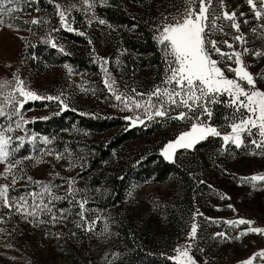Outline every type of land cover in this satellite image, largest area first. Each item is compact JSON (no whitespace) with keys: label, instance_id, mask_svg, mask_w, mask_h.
I'll return each instance as SVG.
<instances>
[{"label":"rangeland","instance_id":"1","mask_svg":"<svg viewBox=\"0 0 264 264\" xmlns=\"http://www.w3.org/2000/svg\"><path fill=\"white\" fill-rule=\"evenodd\" d=\"M94 1L91 0L95 3ZM98 2L107 4L108 0H98ZM56 3L61 5V10H68L70 13L68 20L75 31L69 32L76 34L83 32L85 34L83 35L84 44L82 45L60 32L61 29H66L61 24L56 8L51 11V14L56 18L57 25H44L42 27L41 23L36 24L39 26L37 34H33L34 32L32 33L29 29L15 26V23L12 24L9 17L5 15L4 24L0 26V81L12 80L15 75H19L25 81L26 86L40 96H60L61 100L68 105L65 110H74L76 113L86 115L119 116L126 121L127 126L146 125L151 121L163 119V121L171 123V126L163 133L164 137L152 135L139 140H159L176 132V135L164 144L161 152L168 143L174 142L181 133L190 130L192 123L196 122L194 119L171 118L177 116L181 111L187 112L186 108L173 107L167 116L154 117L152 120H148L147 114L142 108L137 109L133 105L132 110H128L124 108L123 104L115 100L114 95L104 83L106 79L105 68L111 79L115 80L114 87L120 93L134 97L136 100H146L147 96L143 98L135 96L132 89L147 94L156 86L164 87L163 81L166 71L160 80H154L152 76L148 80H140L144 70H138L133 64L129 68L125 67L119 49L117 47L116 49L110 48L109 45L116 42L115 34L109 29L102 32L94 26L96 16L93 8L89 9L83 0H54V4ZM184 3L185 0L182 1L181 7L172 12V16H178L183 11ZM225 4L228 11L237 13L240 32L237 33L232 29L230 22L221 20L218 23L224 26V33L227 35L216 32L213 38L219 41L228 40L237 51H242L244 47L252 51H264V27H261L264 21L254 18L246 0H225ZM216 10L217 12L220 11L218 0ZM241 13L244 15H240ZM21 15H23L21 17H25V14ZM42 16H48V11H34L30 18L31 20L33 18L40 19ZM245 20L248 23H244ZM9 23L13 26L9 27ZM254 28L256 29L255 32L252 31ZM240 34H243L247 40L246 45L240 44L234 39L236 35ZM37 38L51 47L54 42L56 47L52 48L55 54L68 53L70 50L81 51L93 64H97V69L93 68V72L77 73L70 64H55V61L49 62L45 59L41 61L34 54L29 56L28 47L32 44L33 39ZM220 47L225 52L232 51L223 43L220 44ZM213 58L221 60L215 54ZM243 59L250 72L254 74L264 73V56L253 59L250 52L245 54ZM229 63L232 62L221 60L220 66L229 78H235L234 73L227 71ZM232 67H236V65L232 63ZM257 87L264 90V79L257 80ZM0 92L6 94L7 90H0ZM221 97H226L228 100L226 95ZM2 100L3 95H0V101ZM41 102H44V105H41ZM29 103H31V108L26 106ZM65 110H62L60 103L55 100L28 101L24 105V109L21 110L24 121H21L22 126L18 129L25 128L29 122L47 120ZM10 111V106L5 107L6 113ZM192 115V113H188L189 117ZM136 116H140L144 123L141 124L137 121L133 125L132 121L125 119V117L135 119ZM203 119L206 118L202 117ZM18 120L19 117L13 116L8 119L9 125L13 129H17L16 122ZM210 122L217 127L212 120ZM112 131L114 130L104 133H91L80 126H75L67 130H59L52 137L42 133H33L30 135V139L33 136L36 139H32L31 153L26 157H10V160L19 161L18 164H22L31 172V180L28 177L24 178V181L30 185L28 192L20 196L15 192L11 195L9 192L10 197L17 201L20 197H24L28 205H41V201H43L52 209V212L37 211L34 217H28L26 220L14 208L9 211L0 205V264H121L120 258L114 252L110 253L111 248L118 240L113 218L116 213L123 218L130 214L134 217L142 211V208L151 198L157 200L151 201L153 204L145 211L143 210L146 219L143 227L146 233L148 230L147 245L154 243V241L160 243L161 240L157 241L156 237L159 232L167 231V227L163 209L164 202L159 204L162 206L160 208L158 195L161 193L167 197L174 190L175 193H178L174 181L136 186L126 197L124 206L118 207L117 211L107 210L103 212L92 203L101 201L105 195V190L101 187L87 189L79 178L80 162L84 155V148L88 145V140L107 137ZM7 135H12V132L7 133ZM44 137H47L50 143H45ZM250 139H245V146L241 147L242 152L240 153L224 144L222 146L216 145L207 151L206 179L214 187L215 193L206 194L205 197L202 193L200 204H197L196 208L193 209L191 217L188 215L184 220L187 226L182 225L175 229L176 239L173 246L168 245L167 248L169 257L176 255V248L191 243L190 255L195 259L196 264H241L254 253L264 249V235L249 232L247 235L236 239L241 232H246L250 226L246 224L233 226L226 223V221H236L243 218L254 221L252 227L264 228V181L244 179L254 175H264V154H261V149H257L250 143ZM56 142L58 145L55 144ZM180 149L184 148L172 150L171 158L168 160L174 161ZM57 155L62 158L57 160ZM201 159L200 168L198 169L195 162L192 168L204 180V152H201ZM5 168L6 165L0 163V174H4L0 175V185L8 184L10 189L11 187L15 189L23 183L21 181L22 176L14 174L15 167L10 173H6ZM100 174L104 176V172ZM13 178L16 180L15 184L12 183ZM45 185L50 188V192L45 191ZM53 197H61V199L55 200L52 199ZM82 200H87L83 210L79 207V202ZM62 201H68L71 204L70 208L61 211L54 210L57 204ZM179 203L180 201L176 202L175 207L181 206ZM81 212L86 219H81ZM52 215L56 216L55 221L51 219ZM193 223L198 225L197 238L195 241H189L188 234ZM89 227H91V231L87 230ZM79 231L84 232L80 233ZM66 232L76 236L74 246L78 245L81 237L83 241H88L90 252L95 260L94 263H86L84 248L78 250L79 256L75 258L76 262H71L64 256L66 250L63 245ZM216 233H226L228 239L215 236ZM160 245L161 243L157 246ZM163 248V246L159 247V251H162ZM254 264H260V261L257 260Z\"/></svg>","mask_w":264,"mask_h":264},{"label":"trees","instance_id":"2","mask_svg":"<svg viewBox=\"0 0 264 264\" xmlns=\"http://www.w3.org/2000/svg\"><path fill=\"white\" fill-rule=\"evenodd\" d=\"M182 1L108 0L107 4H102L95 0L93 11L96 20L94 26L102 32L109 29L115 34L116 42L107 45L111 49H116V47L119 49L125 67L129 68L133 64L138 70H144L140 80H148L151 76L154 80H160L166 71V64L164 54L155 38L157 29L165 22L164 17L170 18L172 12L181 7ZM20 7L24 10L15 14L18 19L9 18L12 24L15 23V26L30 29L32 33L34 32L33 34H37L36 32H39L38 25L25 23V21H31L30 16L36 9L48 11V16L40 17L42 27L57 25L56 18L51 14V11L55 9V4L49 3V0H39L38 3H33L30 6L21 4ZM21 14H25V17H21L23 16ZM99 20H104L105 23L100 24ZM60 32L70 39L84 44V36L62 29ZM28 48L29 56L34 54L41 61L45 59L49 62L53 60L56 62L55 64H70L77 73L93 72V68L97 69V64H93L81 51L70 50L68 53L55 54L50 45L38 38L33 39ZM254 57L257 56L252 55L253 59ZM219 99L224 102L210 105L214 113L212 122L217 125L219 130L227 132L230 130L228 127L230 121L226 117L232 115L233 109L227 105L226 97ZM40 104L44 105V102ZM26 106L31 108V103ZM0 126L5 128L9 126L7 116L0 117ZM75 126H80L91 133L114 130L107 137L88 140L78 173L87 189L101 187L105 190L101 201L92 203L101 211H117L118 207L124 206L126 197L136 186L149 183L163 184L170 180L175 182L178 193H175L174 190L167 197L161 193L158 195V205L164 202L163 209L167 227V231L159 232L156 237L157 241L161 240L159 247L163 246V250L159 251L157 245L160 243L155 241L147 245L148 230L146 233L143 227L146 222L143 210L145 211L153 204L151 201L157 200L152 198L134 217L130 214L123 218L121 215L115 214L113 222L118 240L110 250V253L114 252L120 258L121 264H174L167 253L168 245L173 246L176 239L175 229L182 225L187 226L184 220L188 215L191 217L193 209L197 204H200L201 194L204 193L205 197L206 194L215 193L214 187L206 179L207 151L216 145L222 146L223 140L220 137H208L197 143L192 149H180L176 159L172 161L166 159L161 150L168 139L176 135V132L159 140L139 141L152 135L164 137L163 133L171 126V123L163 121V119L151 121L146 125L127 126L126 121L119 116H95L76 113L74 110H65L47 120L29 122L23 129H14L10 135L12 137L11 148H17L21 144L22 146L13 153L11 158L14 156L26 157L31 153L33 142L30 135L33 133H42L52 137L59 130H67ZM55 144L58 145V142ZM227 147L238 153L242 152V148H236L233 144L229 143ZM201 152H204V180L192 168L194 162L198 169L200 168ZM13 172L16 176H22L23 183L15 189L11 187L10 194L12 195L14 192L18 196L26 194L30 185L24 181V178L30 177L31 172L22 164L16 165ZM101 172H104V176H101ZM179 201L181 206L178 205L177 208L175 203ZM70 206L68 201H62L57 204L54 210H67ZM159 207L162 208L160 205ZM2 214L4 215L3 212ZM65 234L63 246L66 250L64 256L67 259L76 262L75 258L79 256L78 250L84 248L86 263L95 262L87 240L83 241L81 237L78 245L74 246L76 236L71 235L70 232Z\"/></svg>","mask_w":264,"mask_h":264},{"label":"snow or ice","instance_id":"3","mask_svg":"<svg viewBox=\"0 0 264 264\" xmlns=\"http://www.w3.org/2000/svg\"><path fill=\"white\" fill-rule=\"evenodd\" d=\"M39 0H0V25L4 24V16L10 19H18L15 15L24 8L21 4L31 5L38 3ZM251 8L254 18L259 21H264V0H246ZM49 3H54V0H49ZM89 9L94 7L91 0H83ZM217 0H185L183 11L178 16L164 17V23L157 29L158 35L155 37L157 43L161 46V50L165 56L167 70L165 79L163 81L164 87L156 86L150 93L137 92L132 89L135 96L141 98L147 96L146 100H136L134 97L126 96L120 93L115 87V80L111 79L107 69H104L106 79L104 81L106 87L114 95L115 100L124 105L125 109L132 110V106L140 109L142 108L147 114V119L152 120L154 117H165L169 110L173 107L186 108L188 111H181L177 116L171 117L173 119H194L196 122L192 123L191 128L187 132H183L174 141L168 143L162 155L166 159L171 158L172 150L177 148L190 149L207 139L208 137H220L224 145L229 143L235 145L236 148L245 146V139L251 138L250 143L257 149H261L264 154V90L257 87V80L264 79V73L254 74L248 70L243 56L251 52L254 56H264V51H252L244 47L242 51H237L235 46L228 40L219 41L213 36L216 32L224 33V26L218 22L221 20L230 22V26L237 33L240 32V23L237 22V13L235 11H228L225 0H218L220 11L216 10ZM74 7V6H73ZM55 8L61 20L62 26L67 31H75L69 23L68 17L70 13L68 10H61V5L56 3ZM39 11V9H36ZM240 15H244L241 13ZM33 25L40 24L39 18H33L30 22ZM100 24H104V20H99ZM244 23H248L247 20ZM9 27L13 25L9 23ZM264 27V24L261 25ZM30 30V29H29ZM253 32L256 29H252ZM79 35H85L79 32ZM240 44H247V40L243 34L234 37ZM223 43L227 48L232 49L230 52H225L220 47ZM52 47H56L53 42ZM63 51V49H61ZM219 56L221 60H226L234 63L236 67H232V63L227 65V71L234 73L235 78H229L225 70L220 66L221 60L214 59L213 55ZM105 63L107 61L105 60ZM71 71V69H69ZM0 90H7L3 95V100L0 101V117L6 116L11 119L13 116L19 117L16 122V128H21V121L24 117L21 110L24 105L31 100H55L60 103L62 110L67 109L68 105L61 100L60 96H40L35 91L30 90L25 81L19 75H15L12 80L0 81ZM227 96V105L233 109L229 120V132L218 130L216 126L210 122L214 115L210 105L223 103L219 97ZM155 100V102H154ZM11 107V111L6 113L5 107ZM150 113V114H149ZM188 113H192L191 117ZM202 117L206 118L202 120ZM126 120L132 121L135 125L138 121L143 124L144 120L140 116L125 117ZM256 130L255 132L253 130ZM14 131L9 125L8 127L0 126V163L5 164V172L10 173L19 161H12L10 157L17 148H11L12 137L7 135ZM258 137V138H257ZM22 140V138H19ZM36 139L35 136L32 137ZM45 143H50L47 137L43 138ZM51 154V153H49ZM256 154V153H253ZM62 157L56 156L59 160ZM4 175V174H0ZM5 178H7L5 176ZM31 180V177H28ZM247 180L264 181V175H254ZM16 183L15 178L12 181ZM46 192H50V188L45 185ZM10 185H0V205L11 211L13 208L24 219L34 217L37 211L51 213L52 209L41 201V205H28L24 197H20L19 201L10 197ZM52 199L59 200L61 197H53ZM87 200L79 202L80 209H85ZM229 207H232L229 205ZM31 209V210H29ZM81 219H86L83 212L80 213ZM51 219L56 220V216L52 215ZM226 223L239 226L249 225L246 232H241L240 236L250 233L264 235V228L252 227L254 221L239 219L236 221H226ZM80 226L79 224L77 225ZM91 231V227L87 229ZM198 225L193 223L188 234L189 241H195L197 238ZM215 236L228 239L226 233H216ZM191 243L180 246L175 249L176 255L169 257L174 264H196L195 259L190 255ZM203 251V249H201ZM259 260L260 264H264V249L254 253L251 257L241 262V264H254Z\"/></svg>","mask_w":264,"mask_h":264}]
</instances>
